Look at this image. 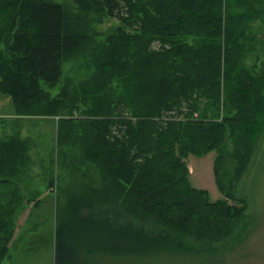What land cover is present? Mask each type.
Wrapping results in <instances>:
<instances>
[{"label": "trees", "instance_id": "1", "mask_svg": "<svg viewBox=\"0 0 264 264\" xmlns=\"http://www.w3.org/2000/svg\"><path fill=\"white\" fill-rule=\"evenodd\" d=\"M263 13L264 0H0V94L16 119L0 137V264L24 202L41 195L21 118H57L56 166L100 179L82 172L66 190L53 264L234 249L252 223L234 185L264 131V61L243 64ZM106 18L116 24L102 35ZM81 58L90 72L65 76ZM212 151L215 201L186 163Z\"/></svg>", "mask_w": 264, "mask_h": 264}, {"label": "rangeland", "instance_id": "2", "mask_svg": "<svg viewBox=\"0 0 264 264\" xmlns=\"http://www.w3.org/2000/svg\"><path fill=\"white\" fill-rule=\"evenodd\" d=\"M115 24L116 20L106 18L102 24L95 25L94 28L99 34L104 35ZM247 31L254 36L252 39L256 47L246 56L243 64L251 72L257 73L264 61V15H259L250 23ZM97 40H102V36L97 37ZM88 63V58L67 62L63 67L64 75L81 79L92 69H89ZM50 93L55 95L57 89ZM15 120L10 100L0 94V137L14 131ZM56 121L57 118L20 119L21 135L32 138L35 145L30 152L33 163L28 188L41 190V195L36 206L33 202H24L17 216L9 257L2 264H53L56 209L65 201L66 190L85 181L82 172L93 176L95 185L99 183V176L93 167L89 171L87 169L76 174L56 166ZM216 157L217 153L212 151L203 157L189 155L186 159L192 187L206 190L211 201L223 197L214 180L213 164ZM51 176L56 179L54 186L49 183ZM25 188L24 186L23 193H27ZM233 194L236 199L244 201L247 215L250 217L248 220H252L247 236L235 245L234 249L214 256L161 253L152 258L114 260L98 257L89 264H264V131L256 142L240 179L234 185Z\"/></svg>", "mask_w": 264, "mask_h": 264}]
</instances>
